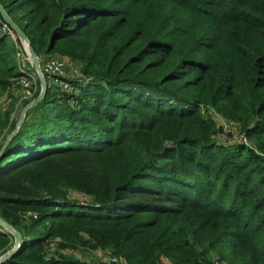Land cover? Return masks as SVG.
Listing matches in <instances>:
<instances>
[{
  "label": "trees",
  "instance_id": "1",
  "mask_svg": "<svg viewBox=\"0 0 264 264\" xmlns=\"http://www.w3.org/2000/svg\"><path fill=\"white\" fill-rule=\"evenodd\" d=\"M0 3L79 68L0 155V264H264V0ZM20 67L0 31V146Z\"/></svg>",
  "mask_w": 264,
  "mask_h": 264
},
{
  "label": "rangeland",
  "instance_id": "2",
  "mask_svg": "<svg viewBox=\"0 0 264 264\" xmlns=\"http://www.w3.org/2000/svg\"><path fill=\"white\" fill-rule=\"evenodd\" d=\"M19 41L20 42L18 43V45L20 46V49H21L20 54H18V52H17V47H15V57H16L18 64H20L23 68H27L28 70L29 69L33 70L36 74H35L34 78L31 79L32 86L30 88L29 93H27L25 90H23V87L21 86V84L16 79L12 85V88H10V90H11L10 94L8 92H6L5 94L2 95V99H3V101H5V103L6 102L8 103L10 101V99H13V101H14L13 102L14 108H13L11 115H10V118H12V119H17V116L19 115V111H20L21 107L24 104H26L28 101H30L39 92L40 86H41L38 75H37V71L33 65L31 56L27 50V46H26L25 42H22L21 40H19ZM52 56H58V55H52ZM59 57L61 60L64 61L65 72L69 76L73 75L74 74V68L77 67L78 65L75 62L70 61L66 57H63V56H59ZM46 58L47 57L38 56L39 67H40L41 61L45 60ZM45 79H47V78H45ZM72 84L74 85V89H76V83H72ZM46 85H47V82H46ZM77 91H78V89H76L75 92H77ZM58 92H60V91L58 90ZM10 95L12 97H10ZM60 95H63V93H60ZM203 113L213 117L214 119H216V121L218 123L224 122V119L211 108L205 109L203 111ZM4 129L6 130V128H4ZM234 135H235V133L230 132L228 134L229 139L238 140V138L235 137ZM72 192H73V195H78L79 199H81V200L90 199V197L88 195H84L79 190L72 189ZM71 253H73V255L76 257L89 259V260H92V259L106 260L109 258L102 251L91 250V249L85 250V249L80 248V249H77L75 252H71Z\"/></svg>",
  "mask_w": 264,
  "mask_h": 264
},
{
  "label": "water",
  "instance_id": "3",
  "mask_svg": "<svg viewBox=\"0 0 264 264\" xmlns=\"http://www.w3.org/2000/svg\"><path fill=\"white\" fill-rule=\"evenodd\" d=\"M0 16L17 33L18 38L22 42H25V44L27 46V50L31 56L33 65L37 71V75H38L40 85H41L39 92L30 101H28L26 104H24L21 107V109L19 111V115L17 116V119L15 121L14 128L6 135V137L2 141V144L0 146V155H1L3 149L5 148V145L7 144L8 140L10 139V137L20 127V124L24 118L26 110L29 107H31L32 105L36 104L44 96L47 85H46V79L40 71V67H39V63H38V55L35 52V50L33 49L32 45L30 44L29 38L24 33V31L20 28V26L10 17V15L7 13V11L5 10L4 6L1 3H0ZM0 225H2L8 232H10L13 235L12 246L0 254V262H1L20 249V247L22 245V233L18 228H16L11 223H9L5 219H3L1 216H0Z\"/></svg>",
  "mask_w": 264,
  "mask_h": 264
},
{
  "label": "built area",
  "instance_id": "4",
  "mask_svg": "<svg viewBox=\"0 0 264 264\" xmlns=\"http://www.w3.org/2000/svg\"><path fill=\"white\" fill-rule=\"evenodd\" d=\"M0 31L5 32L9 35V37L14 41L15 47H17L18 54L21 53L20 46L18 43L20 42L17 33L10 27V25L2 19L0 16ZM21 66V65H20ZM22 73L17 77V81L23 87L27 93L30 92V88L32 86L31 79L34 78L35 72L31 69L20 67ZM40 71L45 76L47 85H58L60 89L66 90L68 92L73 91L74 85L69 80L66 72L64 61L60 59L59 56H47L45 60H42L40 63ZM74 72H79L78 66L74 68ZM205 110V109H204ZM31 213V212H30ZM108 259H115L120 263H124V258H116L111 257Z\"/></svg>",
  "mask_w": 264,
  "mask_h": 264
},
{
  "label": "crops",
  "instance_id": "5",
  "mask_svg": "<svg viewBox=\"0 0 264 264\" xmlns=\"http://www.w3.org/2000/svg\"><path fill=\"white\" fill-rule=\"evenodd\" d=\"M67 74V73H66ZM68 75V74H67ZM69 76V75H68Z\"/></svg>",
  "mask_w": 264,
  "mask_h": 264
}]
</instances>
